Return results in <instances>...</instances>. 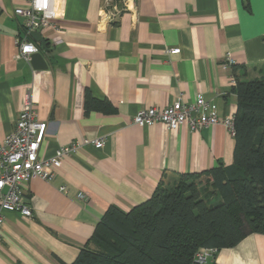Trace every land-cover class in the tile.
<instances>
[{"label": "crops", "instance_id": "1", "mask_svg": "<svg viewBox=\"0 0 264 264\" xmlns=\"http://www.w3.org/2000/svg\"><path fill=\"white\" fill-rule=\"evenodd\" d=\"M104 2L57 0V18L38 31L48 41L44 49L15 14L30 0H0V144L27 94L48 125L40 156L75 141H104L49 167L53 181L24 183L33 215L4 212L0 264H71L93 246L110 206L129 211L182 174L234 162L235 137L223 123L171 130L133 118L140 109L193 103L198 95L219 116H235L236 78L264 79V0H115L120 11L113 20L101 16ZM25 36L42 51L47 69L18 57L17 40ZM173 47L180 53L169 54ZM88 92L98 101L89 109ZM207 264H264V233L219 249Z\"/></svg>", "mask_w": 264, "mask_h": 264}, {"label": "trees", "instance_id": "2", "mask_svg": "<svg viewBox=\"0 0 264 264\" xmlns=\"http://www.w3.org/2000/svg\"><path fill=\"white\" fill-rule=\"evenodd\" d=\"M233 88L234 162L182 174L129 211L110 206L71 264H199L203 248L264 233V79L237 77ZM97 104L88 92L86 108Z\"/></svg>", "mask_w": 264, "mask_h": 264}, {"label": "built area", "instance_id": "3", "mask_svg": "<svg viewBox=\"0 0 264 264\" xmlns=\"http://www.w3.org/2000/svg\"><path fill=\"white\" fill-rule=\"evenodd\" d=\"M115 0H105L101 16L113 20L120 11ZM57 0H30L28 8H16L15 14L24 18V27L27 34L39 31L51 25L57 18ZM19 58L30 60V55L39 51V47L29 38L22 37L17 40ZM181 49L173 47L168 49L169 54H178ZM228 63L233 59L227 55ZM234 82V81H232ZM217 106L198 95L193 103L181 99L164 109L157 107L143 108L134 116V124L150 126L154 122H162L171 130H178L186 126L191 131H198L203 127L223 123L231 134L235 130V116L221 117ZM47 122L38 118L36 104L30 95L25 96L23 107L19 113L14 130H12L0 144V241L1 228L5 223V211H17L23 217L31 218L32 209L23 194V185L26 181L39 177L51 182L55 172L49 167H60L65 156L72 155L83 145H94L101 148L104 145L102 138L85 139L84 142H73L59 147L51 157L40 156V149L47 133ZM60 190L67 192V186H60ZM78 197L86 199L87 195L80 192ZM217 253L215 248H203L195 256L199 264H206L209 258Z\"/></svg>", "mask_w": 264, "mask_h": 264}, {"label": "water", "instance_id": "4", "mask_svg": "<svg viewBox=\"0 0 264 264\" xmlns=\"http://www.w3.org/2000/svg\"><path fill=\"white\" fill-rule=\"evenodd\" d=\"M31 35L37 42L40 43V46L42 48L45 49L47 47L48 41H46L45 37L40 32L32 31ZM30 62L35 69H47L49 66L47 59L45 58L41 50L30 55Z\"/></svg>", "mask_w": 264, "mask_h": 264}]
</instances>
